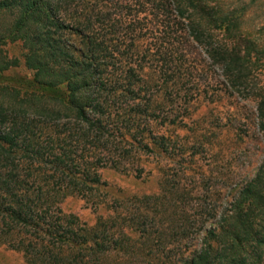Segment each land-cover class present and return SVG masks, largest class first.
I'll list each match as a JSON object with an SVG mask.
<instances>
[{"label":"trees","instance_id":"obj_1","mask_svg":"<svg viewBox=\"0 0 264 264\" xmlns=\"http://www.w3.org/2000/svg\"><path fill=\"white\" fill-rule=\"evenodd\" d=\"M4 17L10 21L0 29V246L21 252L28 264H264V159L232 188L220 221L188 255L162 254L166 233L155 239L153 217L142 207H116L94 225L62 207L73 195L104 204L103 169L129 164L141 173L143 153L170 152L169 138L154 125L178 122L174 91L191 76L190 47L206 45L236 90L264 71V47L255 40L239 46V6L0 0ZM217 33L230 42L214 41ZM17 42L29 73L17 71L20 58L3 48ZM256 97L264 133V87ZM140 199L157 206L161 198ZM180 228L177 235L186 232Z\"/></svg>","mask_w":264,"mask_h":264},{"label":"rangeland","instance_id":"obj_2","mask_svg":"<svg viewBox=\"0 0 264 264\" xmlns=\"http://www.w3.org/2000/svg\"><path fill=\"white\" fill-rule=\"evenodd\" d=\"M223 3L239 6V46L245 50L250 40H255L264 47V0ZM9 21L10 17L1 18L0 29ZM218 34L214 41L230 42L228 36ZM3 48L10 57L20 58L17 71L29 73L21 43ZM189 53L191 76L174 91L178 96L172 111L179 114L178 122L154 125L157 133L169 138L170 152L143 153L141 173L129 164L127 170L103 169L108 195L102 205L79 195L67 197L62 204L65 212L89 225L116 207L124 212L142 207L154 219L155 239L166 233L162 254L176 257L199 248L206 231L220 221L232 188L253 177L264 159L256 97L257 89L264 87V71L253 73V83L236 90L231 88L224 67L211 59L206 45L195 44ZM147 195H159V205L142 203L140 198ZM180 224L186 228L183 235L176 234H181ZM0 264L28 262L21 252L0 246Z\"/></svg>","mask_w":264,"mask_h":264}]
</instances>
